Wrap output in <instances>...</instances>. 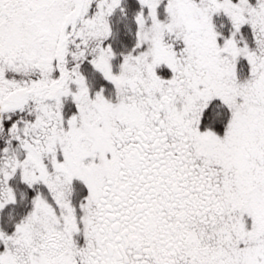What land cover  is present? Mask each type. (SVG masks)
Masks as SVG:
<instances>
[{"label":"snow or ice","instance_id":"1","mask_svg":"<svg viewBox=\"0 0 264 264\" xmlns=\"http://www.w3.org/2000/svg\"><path fill=\"white\" fill-rule=\"evenodd\" d=\"M0 264H264V0H0Z\"/></svg>","mask_w":264,"mask_h":264}]
</instances>
